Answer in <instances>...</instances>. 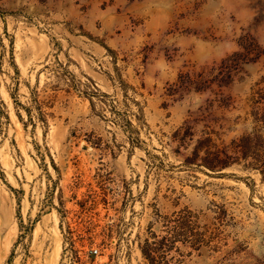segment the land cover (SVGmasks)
I'll use <instances>...</instances> for the list:
<instances>
[{
  "label": "rangeland",
  "instance_id": "rangeland-1",
  "mask_svg": "<svg viewBox=\"0 0 264 264\" xmlns=\"http://www.w3.org/2000/svg\"><path fill=\"white\" fill-rule=\"evenodd\" d=\"M0 264H264V0H0Z\"/></svg>",
  "mask_w": 264,
  "mask_h": 264
},
{
  "label": "built area",
  "instance_id": "built-area-1",
  "mask_svg": "<svg viewBox=\"0 0 264 264\" xmlns=\"http://www.w3.org/2000/svg\"><path fill=\"white\" fill-rule=\"evenodd\" d=\"M98 251H99V250H98L97 248H93V250H92V252L95 253V254H97Z\"/></svg>",
  "mask_w": 264,
  "mask_h": 264
}]
</instances>
